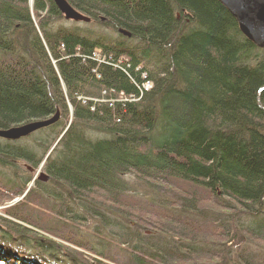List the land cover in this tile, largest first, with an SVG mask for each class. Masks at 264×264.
<instances>
[{"label": "trees", "instance_id": "trees-1", "mask_svg": "<svg viewBox=\"0 0 264 264\" xmlns=\"http://www.w3.org/2000/svg\"><path fill=\"white\" fill-rule=\"evenodd\" d=\"M67 1L131 36L56 26L53 0H0V128L60 114L0 137V264H264L231 249L264 248V48L217 0ZM111 89L138 100L114 113L95 100ZM43 159L48 179L24 194L17 160Z\"/></svg>", "mask_w": 264, "mask_h": 264}, {"label": "water", "instance_id": "water-1", "mask_svg": "<svg viewBox=\"0 0 264 264\" xmlns=\"http://www.w3.org/2000/svg\"><path fill=\"white\" fill-rule=\"evenodd\" d=\"M217 1L233 16L242 35L256 47L264 48V0ZM53 2L64 19L82 22L90 21L89 16L77 10L67 0H53ZM118 32L126 36L131 35L129 31L121 28L118 29ZM58 116L59 113L56 111L54 115L48 118L30 120L21 124L0 128V137L7 140H17L40 128L53 124L57 121ZM35 178L44 181L48 178V175L41 171Z\"/></svg>", "mask_w": 264, "mask_h": 264}, {"label": "rangeland", "instance_id": "rangeland-1", "mask_svg": "<svg viewBox=\"0 0 264 264\" xmlns=\"http://www.w3.org/2000/svg\"><path fill=\"white\" fill-rule=\"evenodd\" d=\"M55 25L56 26H64V27H75L76 26L79 29L91 31L93 33V35H95V36H105V34L108 35L107 33H109V34H111L109 36L112 39L113 38L119 39V38H121V34H122V33L117 32L116 30H113V29L111 30L109 28H106V27H103V26H100V25L98 26L97 24H92V23L89 24V22H82V21L66 20V19H64L63 16H61L57 21H55ZM52 115H54V114H52ZM52 115H50V116H52ZM58 118H60V117L58 116ZM52 148H54V145L51 147V150H52ZM17 162H19L21 164V166H23L24 169H26L29 173L32 174L31 178H30V181L28 182L27 186L25 187L26 189H24L25 190L24 192L26 193V192H28L29 188H31L33 186V184H34L33 179L36 176H38V174L41 171L45 172L44 169H43L44 159L37 165V167L31 166L30 163L26 164V163H24L21 160L20 161L17 160ZM0 172L2 174L5 173V171L1 170V169H0ZM6 175L11 176V172L6 173ZM0 177H2L1 174H0ZM46 180H44V181H46ZM131 180H132L131 181L132 183L135 182L133 179H131ZM31 182H33V183L30 184ZM135 187H137V185ZM139 192L141 194H143V195L145 193V191L142 190V189H140ZM35 198H37V195L35 196ZM16 199H18V198H14L12 201H14ZM131 201L139 202L141 204L145 203V201L143 200L142 196H139V195H132L131 196ZM5 202H7V201H5ZM5 202H3V203H5ZM9 202L10 201H8L7 203H9ZM3 203H2V201H0V216H5L7 218L6 214H4L3 209H2V207H3L2 204ZM2 221H4V220H2L1 217H0V225H1L0 231L1 232L4 231L6 229V227H7L6 224L3 223ZM39 232L42 233L40 230H39ZM42 234H44V233H42ZM45 234L47 236L51 235V233H47V232ZM107 239H108V237H107ZM237 239H238V241L235 240L233 242V246H231L232 250H235L238 253H242V255H245L246 253H249V251L250 252L251 251H253V252L256 251V253L257 252L259 253V255L257 256V259L259 260L258 262L262 263V260L264 259V257H263L264 256V248L258 242H252V241L248 242L247 239H245L244 237H241L242 242H243L241 244V242H239L240 239L239 238H237ZM208 245H209L208 249H211L213 247V249L218 250V247L216 245H214L213 243H208ZM223 251H225V245H224ZM208 255H210V252L207 253L206 258H199L197 261H191V262H188L187 264H241L238 260L235 261V262L232 261V260L231 261L228 260V259H232L234 257V255H235V253L231 254L230 257H228V256L225 255V252H223L224 259L222 258L220 260H217L216 258L209 257Z\"/></svg>", "mask_w": 264, "mask_h": 264}, {"label": "bare ground", "instance_id": "bare-ground-1", "mask_svg": "<svg viewBox=\"0 0 264 264\" xmlns=\"http://www.w3.org/2000/svg\"><path fill=\"white\" fill-rule=\"evenodd\" d=\"M69 2V1H68ZM93 57H95V58H97V56L95 55V54H93L92 55ZM124 60H126V57H123V58H121V59H119V60H117L116 62H113L112 63V65H113V68H119V69H122L121 68V66H122V63H123V61ZM140 69V66H138V67H136L135 68V70H139ZM141 79H142V81H149L148 80V77L146 76V74H145V72H141ZM150 83H149V85L147 86L148 87V89H150L151 87H152V82L151 81H149ZM141 87L142 88H144V89H146L147 90V88L146 87H144V85L143 84H141ZM143 89V90H144ZM122 94V95H121ZM124 93L123 92H118V91H114V90H110V92H109V96L108 97H106V96H104L103 94L100 96V98L98 99H95L96 100V102H98V104H102V103H107V105L110 107V109H112V111L114 112V113H118V110H122V109H120L121 107H123V103H126V102H137V100H138V98H135V99H133L134 101H132V100H126V98H125V96L123 95ZM128 97V96H127ZM85 97H82V96H80V97H78V99H82L83 100V102H85V100H87V99H89V98H85ZM68 105H69V108L71 107V104L70 103H68ZM119 106H120V108H119ZM90 109L91 110H93V106H91L90 107ZM125 110V109H124ZM124 110H122V111H124ZM58 111V113H59V110H57ZM59 117H60V114H59ZM59 119V118H58ZM57 119V120H58ZM33 120H35V119H33ZM43 128H45V127H43ZM43 128H40V129H43ZM39 130V129H38ZM85 131V132H84ZM81 132L83 133L84 132V134H94L93 132L94 131H92V130H90V129H86V128H83L82 127V130H81ZM76 209V208H75ZM73 210V209H72ZM76 210H78V209H76ZM78 213V212H77ZM75 211H72V212H68V213H65V214H63V215H66V216H68V217H72V218H75L77 215V214ZM50 237H55V238H63V237H61V232H56V233H52L51 235H50Z\"/></svg>", "mask_w": 264, "mask_h": 264}, {"label": "built area", "instance_id": "built-area-1", "mask_svg": "<svg viewBox=\"0 0 264 264\" xmlns=\"http://www.w3.org/2000/svg\"><path fill=\"white\" fill-rule=\"evenodd\" d=\"M149 83H150V82L146 80V81H144L142 84L144 85V87H146V88L148 89L147 86L149 85ZM142 89H144V88H142ZM144 90H146V89H144Z\"/></svg>", "mask_w": 264, "mask_h": 264}]
</instances>
